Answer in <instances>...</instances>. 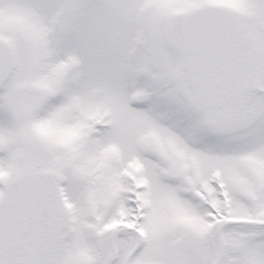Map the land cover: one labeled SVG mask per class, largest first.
<instances>
[{
    "label": "snow or ice",
    "instance_id": "1",
    "mask_svg": "<svg viewBox=\"0 0 264 264\" xmlns=\"http://www.w3.org/2000/svg\"><path fill=\"white\" fill-rule=\"evenodd\" d=\"M0 264H264V0H0Z\"/></svg>",
    "mask_w": 264,
    "mask_h": 264
}]
</instances>
